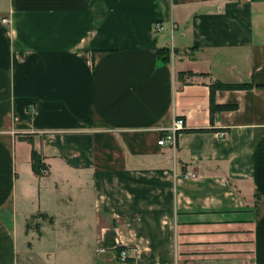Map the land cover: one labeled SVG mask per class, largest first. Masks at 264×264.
Listing matches in <instances>:
<instances>
[{"label": "crops", "instance_id": "crops-1", "mask_svg": "<svg viewBox=\"0 0 264 264\" xmlns=\"http://www.w3.org/2000/svg\"><path fill=\"white\" fill-rule=\"evenodd\" d=\"M0 264H264V0H0Z\"/></svg>", "mask_w": 264, "mask_h": 264}, {"label": "built area", "instance_id": "built-area-1", "mask_svg": "<svg viewBox=\"0 0 264 264\" xmlns=\"http://www.w3.org/2000/svg\"><path fill=\"white\" fill-rule=\"evenodd\" d=\"M4 23H7V20H4ZM153 30L155 32L163 31L164 26L161 23H154L152 26ZM176 28L175 24L171 25L172 32ZM185 128V122L181 119H177L172 127L166 129L164 137H162L158 144L160 146H170L172 148H176V143H177V136L178 134L183 131ZM225 134V133H222ZM186 178H196V174H194L192 171H188L184 174ZM129 255L127 250H121L118 254V261L121 263H125L128 261Z\"/></svg>", "mask_w": 264, "mask_h": 264}, {"label": "trees", "instance_id": "trees-1", "mask_svg": "<svg viewBox=\"0 0 264 264\" xmlns=\"http://www.w3.org/2000/svg\"><path fill=\"white\" fill-rule=\"evenodd\" d=\"M247 85L244 86H239V85H228V84H222V83H216L213 85L212 87V111L215 112L217 107L215 105V102L213 100V93L217 90V89H240L243 88ZM43 165L40 161V157L38 155H36L35 153H33V171L37 174V175H41V171L43 169ZM42 221V222H39ZM43 222H47L49 224H53L54 219L50 216H48V214L46 213H37L35 215H32L28 222H27V230L29 231L30 229H34L36 230L39 234L41 233V227L43 225Z\"/></svg>", "mask_w": 264, "mask_h": 264}, {"label": "rangeland", "instance_id": "rangeland-1", "mask_svg": "<svg viewBox=\"0 0 264 264\" xmlns=\"http://www.w3.org/2000/svg\"><path fill=\"white\" fill-rule=\"evenodd\" d=\"M4 21V20H3ZM47 173V169L45 167H43L42 171H41V175H45ZM121 251V250H120ZM119 251V252H120ZM118 252V254H119ZM118 260V259H117ZM126 263V262H125Z\"/></svg>", "mask_w": 264, "mask_h": 264}]
</instances>
